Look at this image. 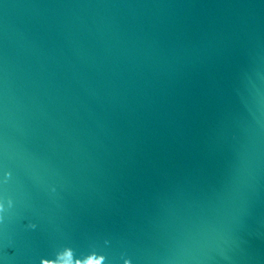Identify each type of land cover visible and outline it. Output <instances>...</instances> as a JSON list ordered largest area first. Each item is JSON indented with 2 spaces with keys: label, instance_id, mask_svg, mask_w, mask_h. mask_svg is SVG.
I'll return each instance as SVG.
<instances>
[{
  "label": "water",
  "instance_id": "1",
  "mask_svg": "<svg viewBox=\"0 0 264 264\" xmlns=\"http://www.w3.org/2000/svg\"><path fill=\"white\" fill-rule=\"evenodd\" d=\"M0 264H264V0H0Z\"/></svg>",
  "mask_w": 264,
  "mask_h": 264
},
{
  "label": "snow or ice",
  "instance_id": "2",
  "mask_svg": "<svg viewBox=\"0 0 264 264\" xmlns=\"http://www.w3.org/2000/svg\"><path fill=\"white\" fill-rule=\"evenodd\" d=\"M73 255L76 259H83L88 254L87 253H79L75 249H73Z\"/></svg>",
  "mask_w": 264,
  "mask_h": 264
}]
</instances>
